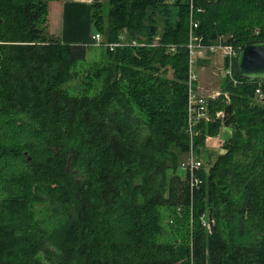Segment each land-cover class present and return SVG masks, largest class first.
<instances>
[{
    "label": "trees",
    "instance_id": "1",
    "mask_svg": "<svg viewBox=\"0 0 264 264\" xmlns=\"http://www.w3.org/2000/svg\"><path fill=\"white\" fill-rule=\"evenodd\" d=\"M52 1L0 0V264H264L256 83L226 78L208 100L194 148L231 133L191 188L187 0H108L105 16L94 4V35L123 47L96 48L88 69L90 41L49 35ZM193 4L205 46L264 41V0Z\"/></svg>",
    "mask_w": 264,
    "mask_h": 264
},
{
    "label": "built area",
    "instance_id": "2",
    "mask_svg": "<svg viewBox=\"0 0 264 264\" xmlns=\"http://www.w3.org/2000/svg\"><path fill=\"white\" fill-rule=\"evenodd\" d=\"M188 6V19H189V35L188 43L186 49L188 51V79H187V135L189 136V152L185 158L179 164V169L188 178L189 185L191 188L198 187L200 180L196 176V172L201 169L204 165L201 163L196 150L194 148V138L198 135L195 131L196 125L198 123L205 121L209 122L211 119L207 113V102L208 100L202 95L197 93V79L193 71V67L196 63V56L200 54L201 51L205 50L209 53L221 52L224 60H227V65H224L223 71L232 85H238V79L234 76V60L239 48L235 49L232 45H225L221 41H218L215 45L205 46L202 44V38L197 35V29L199 23L195 18L196 14H201L202 10L193 4V0H187ZM91 45L94 48L108 49L113 51L116 48H122L123 44H104L100 35L95 34L90 38ZM171 52L173 49L170 50ZM256 83V88L254 92V98L257 101H262L264 99V81H251ZM221 93H215L213 98L209 100H214L220 97ZM225 100L228 101L227 93L223 94ZM216 118H220L222 114L216 113ZM207 139V138H206ZM203 226L209 227L204 222Z\"/></svg>",
    "mask_w": 264,
    "mask_h": 264
},
{
    "label": "rangeland",
    "instance_id": "3",
    "mask_svg": "<svg viewBox=\"0 0 264 264\" xmlns=\"http://www.w3.org/2000/svg\"><path fill=\"white\" fill-rule=\"evenodd\" d=\"M175 1L176 0H165V3L171 6L174 4ZM106 9H107V1L104 2V8L102 11L103 16L106 15V11H107ZM158 24H159L158 25L159 30L162 31L163 29L162 22L159 21ZM91 34L94 35L93 27H91ZM198 36L201 37L200 35ZM230 37L231 36L220 37L219 41L223 43L224 41H226V39ZM202 44H203V39H202ZM102 53H103L102 49H96V48L93 49L91 48L89 51H87L86 59H85L86 61L85 63H83L82 69H88L85 68L86 64L99 60L101 57L100 54ZM195 58H196V63L195 66L193 67V71L197 79L196 82L197 93L205 97L207 100H209L210 98H213L215 96V93H221L220 88L223 82L227 80L223 71L224 65H227V60L223 59L221 52L209 53L206 52L205 50L201 51L200 54ZM81 75L82 74L80 72L78 78L69 83L68 87L71 90H75L79 88L81 84V80H80ZM168 77L169 78L171 77V73L168 74ZM229 135H230V130L226 128H221L216 136L205 139L202 148L198 147L197 149H195L201 163L205 166V170H207V164L209 163L207 156L212 154L211 158L213 159L216 155L222 154L223 153L222 145L226 142L224 140L228 139ZM42 209L44 208H42L41 206L36 207V213L38 218L42 216V213H40Z\"/></svg>",
    "mask_w": 264,
    "mask_h": 264
},
{
    "label": "crops",
    "instance_id": "4",
    "mask_svg": "<svg viewBox=\"0 0 264 264\" xmlns=\"http://www.w3.org/2000/svg\"><path fill=\"white\" fill-rule=\"evenodd\" d=\"M105 1L108 0H55L50 2L47 12L49 35L63 44L87 45L93 36L91 34L92 6L94 4L104 5Z\"/></svg>",
    "mask_w": 264,
    "mask_h": 264
},
{
    "label": "water",
    "instance_id": "5",
    "mask_svg": "<svg viewBox=\"0 0 264 264\" xmlns=\"http://www.w3.org/2000/svg\"><path fill=\"white\" fill-rule=\"evenodd\" d=\"M233 70L238 80L264 81V41L242 45L237 51Z\"/></svg>",
    "mask_w": 264,
    "mask_h": 264
}]
</instances>
